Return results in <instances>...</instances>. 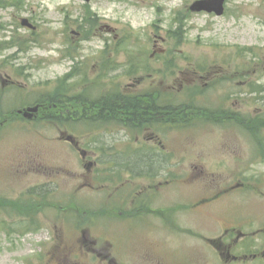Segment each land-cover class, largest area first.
Wrapping results in <instances>:
<instances>
[{"label":"rangeland","instance_id":"rangeland-1","mask_svg":"<svg viewBox=\"0 0 264 264\" xmlns=\"http://www.w3.org/2000/svg\"><path fill=\"white\" fill-rule=\"evenodd\" d=\"M194 1L0 0V190H7L11 206L29 200L22 192L46 181L49 196L37 198V205H55L43 208L35 218L38 230L29 231V216L19 221L9 207L0 208V264H99L90 244L77 246L63 262L50 255L51 247L42 252L39 245L51 238L43 228L74 225L98 234L97 246H106L117 264H264V234L257 232L264 228V0H226L220 17L190 12ZM22 19L36 31L22 27ZM161 82L164 93L200 91L195 104L213 122L160 130L169 183L141 212L129 198H114L103 181L128 178L123 168L147 147L142 132L136 139L108 124L81 137L88 130L83 124L72 129L61 121L2 117L43 95L71 100L116 90L135 96ZM249 85L262 93L249 94ZM223 110L245 117H239L244 127L231 114L220 123L216 114ZM61 131L95 153L96 174L59 140ZM118 150L129 154L112 155ZM19 180L20 188L8 191ZM236 183L242 186L233 194L199 203ZM232 226L252 234L235 242ZM217 238L224 241L219 248L210 243Z\"/></svg>","mask_w":264,"mask_h":264},{"label":"flooded vegetation","instance_id":"flooded-vegetation-1","mask_svg":"<svg viewBox=\"0 0 264 264\" xmlns=\"http://www.w3.org/2000/svg\"><path fill=\"white\" fill-rule=\"evenodd\" d=\"M164 92V84L161 82L158 83L156 88H154V90L150 92L147 91L141 95L135 96L125 95V100L130 102L135 101L137 108H139V103V109H141L139 114L141 115V121L139 122V125L128 124L126 126V130H124L123 128L122 129L124 132H127V134L136 133V139L140 137L138 135V132H142L141 139L143 140V143L145 142L147 147H143L140 158H130L129 166H127L128 178L121 181L107 180L105 181V186L107 187L106 191L111 190L114 198H121L124 202L126 198H129L128 201L131 204V207H133V205L136 206L135 212H141L142 209L148 210L149 199L152 196H159L161 193L160 190L164 187L163 184L168 182L164 180V174H162L164 166V147L161 141L160 130H162L165 126L164 129L182 131L181 127L188 128V126L193 125V123L195 122L194 118L197 115L204 120L211 119V113L206 110L202 111V109H197L195 107L196 104L194 96L201 93L197 89L187 88L186 92L183 95L181 93V89H177L175 93ZM168 96L173 97L172 101L170 99H167ZM114 102H116L115 97ZM131 108L132 110H129V112L132 116H134V108ZM46 110L45 107L39 105L37 113L29 121H35L38 118L39 114ZM208 113L210 115H207ZM231 113L233 115H237L238 117L240 116V114L238 113ZM228 114V110H223L222 113L216 114V117L220 119L219 121H223L225 118H228ZM19 117L23 119L25 118L23 114H20ZM113 126L117 127L116 122L113 123ZM68 139L70 138L66 133L60 132V140L70 144L68 142ZM72 141L74 144L70 145H72L73 148H75L77 151L80 150L83 152L81 153V164L83 168L87 173L94 171L96 174L97 167L100 165V163L99 160L96 161L92 158L94 157L95 153L87 151L85 149H81L79 147V141L73 139ZM112 155L118 154L116 152H113ZM132 155L133 154L131 153L130 156ZM133 169L137 171L134 173ZM135 176L139 177L133 178ZM21 181L23 180H19L18 184H13V186L11 187L12 190L20 188ZM151 181L153 183H150ZM99 183L100 182H97V185L100 187L101 185H99ZM85 185L91 186L88 184ZM48 186V182L46 181L40 182V184L31 185L27 190L22 192V195H30L33 201H36L37 198L48 197L50 192V190L46 189ZM239 186H242V184L238 183L230 186L227 189L223 188L219 192H217L214 197L204 196L199 200V203L211 202L214 198H218L222 193L238 188ZM139 203H141V205H139ZM29 214L30 217L34 215L30 221V224L34 225L36 223L35 218L37 217V213L35 212V210H31ZM145 215L146 214L142 216ZM61 216L62 219L67 218V216L60 215V217ZM55 228V230H53V227L43 228V230H45L47 234H51V238L39 245V247L42 249V252L46 251L48 247H51L50 250H53L55 252H52L50 255L54 257H60L58 259L63 262L66 259L68 253L70 254V251L77 249V246H80L81 244H90V246L93 247L91 253L99 264H117L116 257L115 255H113V253L111 254V252H109L106 247L101 248V246H97L99 244L97 240H100V238L98 237V234L89 232L88 230H90V228L75 227L71 228V230L65 227ZM35 229L38 230V228ZM66 229L68 231H66ZM261 231L264 233V228L261 229ZM69 233L72 235L71 237L67 236ZM56 252H58V256ZM74 253L80 255L79 251H74ZM227 256L229 255L227 254ZM262 256H264V254ZM233 258L235 257L233 256ZM48 260L56 259H52L50 257V259Z\"/></svg>","mask_w":264,"mask_h":264},{"label":"trees","instance_id":"trees-1","mask_svg":"<svg viewBox=\"0 0 264 264\" xmlns=\"http://www.w3.org/2000/svg\"><path fill=\"white\" fill-rule=\"evenodd\" d=\"M52 104L56 105L57 110H59V113L63 111V107L74 105L76 107L81 108L82 110V118H87L88 116H94L97 114L96 119L104 120L103 122H108L109 120H117L122 122L124 125H139L138 119L141 118V115H138L137 117H134L131 115L129 110H132L131 107H133V110L137 109V105L135 101H127L122 98H117L116 102H114V99L103 97L101 100L97 102H87L84 100H81L79 98L78 101L74 103L64 102L61 98H55L51 100ZM53 105V106H54ZM52 106V107H53ZM138 106L140 108V105L138 103ZM138 108V109H139ZM55 112L56 110L53 109ZM138 118L137 120H135ZM75 121V120H74Z\"/></svg>","mask_w":264,"mask_h":264},{"label":"water","instance_id":"water-1","mask_svg":"<svg viewBox=\"0 0 264 264\" xmlns=\"http://www.w3.org/2000/svg\"><path fill=\"white\" fill-rule=\"evenodd\" d=\"M83 1L89 2L90 0H83ZM224 1L225 0H200V1H196L189 7V10L192 12L205 11L207 13H215L217 16H220L223 13ZM22 25L30 27V25H28L26 20L22 21ZM34 111H36L35 108L29 109V112H31V113Z\"/></svg>","mask_w":264,"mask_h":264},{"label":"bare ground","instance_id":"bare-ground-1","mask_svg":"<svg viewBox=\"0 0 264 264\" xmlns=\"http://www.w3.org/2000/svg\"><path fill=\"white\" fill-rule=\"evenodd\" d=\"M140 111H141V109H136V110H134V112H133V115H134V117H137L139 114H140ZM138 118H136L135 120H137ZM138 121L140 122L141 120L140 119H138ZM138 122V123H139ZM128 169V167H124L123 168V170H127Z\"/></svg>","mask_w":264,"mask_h":264}]
</instances>
